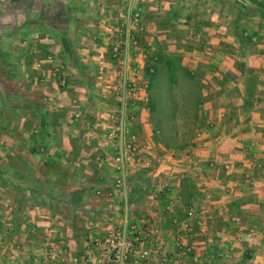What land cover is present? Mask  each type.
<instances>
[{
	"label": "rangeland",
	"instance_id": "rangeland-1",
	"mask_svg": "<svg viewBox=\"0 0 264 264\" xmlns=\"http://www.w3.org/2000/svg\"><path fill=\"white\" fill-rule=\"evenodd\" d=\"M180 1L186 7L174 3L173 0H35L32 5L27 3L29 9L23 12L16 11L9 0H0V18L7 14L15 17V26L13 23V28L8 32L15 40L25 44L27 62L24 66L29 76L26 80L30 81L26 85V93L29 102L34 105L32 108L37 107V110L42 108L43 114H46L45 119L48 121L56 120L55 113L59 112L65 120H68V127L78 130H72L78 138H97L95 140L105 146L110 154L108 168L113 176L108 180L111 184L104 194L97 191L95 195L118 202L121 213L115 220L109 222V230L104 231L101 237L89 238L85 232L86 234L80 239L85 246L92 239H98L101 244H104L108 233L121 226L123 203L120 193L114 191L118 181L114 122L122 104V98L118 92L123 70L111 54L114 47L123 50L119 42L124 37L123 21L127 10L130 8L133 14L141 13L145 35L143 38H137L135 44L128 43V68L126 69L127 80L130 83L136 82L139 90L136 95L126 96L123 100L128 105L125 114L133 118L128 126L131 134L136 137L138 151L134 155L128 154L125 167L128 173L127 178L130 172L142 169L147 174V180H137V183L127 181L128 220L136 222L142 217L150 218L157 221L164 232L163 227L168 223L164 224L155 219L156 205L154 203H156L155 200L160 201L162 197L167 198L172 187H179L181 191L179 190L176 197L169 200L170 205L179 201L185 203V198L190 194L197 195L193 204L184 209L182 219L177 218L180 213L177 214L176 210L171 212H175L176 215L172 217L173 219L182 221L188 210L192 209V216L188 221L190 225L188 229L178 228L180 229L179 237L183 235V232L190 234L198 231L201 233L198 238L201 239L206 231L212 232L215 236H220L227 246L228 251L223 257L231 262H237L238 259L241 260L242 252L247 248L245 245L249 243V241H242V236H249L255 228L258 230L259 226L263 228L264 208L256 212L258 219L253 220L241 216L244 212L245 215L248 214V207L240 208L243 212L240 210L241 215L235 219L230 215L232 213L225 214L220 211L222 214L220 218L224 219L223 223L217 222L214 218L218 215L217 209L215 212L206 213V211L211 201L223 203L229 199V196L235 194L234 185L237 183L243 185L253 181L256 184L260 182L262 184L264 18L247 19L248 23L243 29L244 56L235 41L231 40L233 39L231 35L229 40L232 43L224 45L222 43L221 47L216 45L209 50L208 38L201 37L200 34L198 36L193 31L192 20L195 21L197 17L202 16L201 12L189 9L190 7L187 6L189 3L185 2L186 0ZM223 1L225 2L223 10L215 8V19L212 21L216 27L215 30L220 29L222 32L227 28L230 18L243 6L254 7L249 0ZM191 3L193 4L194 0ZM188 23L190 29L186 26ZM136 28L137 26L131 23L129 30L136 34ZM63 31L68 35L72 53L78 60L92 64L95 85L88 86L85 79L77 73V69L71 65L73 54L67 47ZM8 32L0 24V38L6 37ZM218 35V37L223 36L221 32ZM227 36L229 35L226 33ZM217 52H221L222 57H218ZM168 61L175 63L178 68L174 75L167 67ZM204 75L209 77L204 79ZM23 78L25 79V76ZM247 83L255 85L252 96L248 94ZM225 92L226 96H224ZM231 95L243 99L244 110L242 109L240 114H248L244 115L245 119L240 126L241 115L220 110L226 101L225 98ZM16 98L22 100V96ZM232 102H236L235 98ZM43 108L46 110L43 111ZM215 110L218 111L216 115L220 121L209 117ZM220 113L223 114L222 117H219ZM30 119H32L31 115ZM250 119L252 124L248 125ZM232 120L235 121L234 128H231L233 125H228ZM223 123L225 128L222 126ZM237 130L244 131L249 138L237 141V138L242 136L241 133L236 134ZM211 134L214 135L210 137ZM235 138L233 148L229 150L231 158L226 163L230 169L226 171L225 164H220L218 158L204 160L207 175L202 173L205 175L202 177V182L205 183H201L198 174L200 169L198 163L203 164L198 161L202 156L200 153L220 155L221 150L218 149L220 147L225 149L224 147H228L229 140ZM207 140L212 142L205 145ZM2 161H5L2 165L11 167L8 160L0 158V162ZM246 174L249 175L248 178H245ZM3 175L5 180H11L9 173L3 172ZM133 187L136 189L134 193H132ZM4 194V191L0 194V264H38L46 251L41 250V245L45 242L33 236H27V226L24 225L21 226L22 229L26 228V232L23 233L20 227L16 233H9L7 219L9 208L6 197H2ZM29 210L26 209V215L33 216V213L31 215L29 213L33 211ZM200 210L202 214L205 213L208 216L211 214L213 220L211 224L207 222L204 228L207 230L196 228L193 231L192 224ZM236 213L238 214V211ZM163 214L165 217L168 215V213ZM232 218L234 221L240 219L239 221L243 222L236 223L232 221ZM52 223V226H56L54 229L60 237L52 233L54 238L50 239L52 238L50 235L48 237L50 240L46 242L58 249L63 247L66 259L58 264H68L67 249L71 250L69 252L72 257H76L75 251L77 248L81 249V241L74 240L76 246L73 245L68 234H65L67 233L65 228L61 229L63 233L57 231L58 226L59 228L61 226L58 219V226L56 222ZM66 225L71 227L73 222ZM171 226L172 234L176 239L172 221ZM262 228L258 235L264 236V228ZM164 235L165 245L167 240L165 232ZM227 236L232 238L229 245ZM163 248L164 246L161 253ZM177 250L183 254L179 249ZM207 251L214 255L212 246L207 248ZM192 253L193 248L190 247V252L183 255L189 257ZM205 256L202 258L200 256L198 259H205ZM80 257L79 261L82 263L79 264H84L83 253ZM99 257L102 259L101 256H96L93 264ZM160 257L167 259L164 264H177L167 253L160 255L153 252L152 264H159ZM212 258L213 263L208 264H221L219 260L222 258L215 256ZM200 264L207 263L202 260Z\"/></svg>",
	"mask_w": 264,
	"mask_h": 264
},
{
	"label": "crops",
	"instance_id": "crops-1",
	"mask_svg": "<svg viewBox=\"0 0 264 264\" xmlns=\"http://www.w3.org/2000/svg\"><path fill=\"white\" fill-rule=\"evenodd\" d=\"M173 1L186 7L179 0ZM185 2L189 3L187 4L190 7L189 9H194L195 12H201L202 16L197 17L195 21L192 20L194 25L193 31L198 36L200 34L201 37L208 38L207 46L209 50L213 49L216 45L221 47L222 43L224 45L225 43L231 42L229 40L231 36L227 32V28L223 32L220 29L215 30L216 27L212 23L213 19H215V8L210 6L209 3L197 5L192 4V0H186ZM0 21L1 27H5L7 32L13 28V23V26H15V17L9 16V14L0 18ZM189 25V23L186 24L188 28ZM211 27L212 29H210ZM219 32L223 36L218 37ZM226 33L229 35L227 36L228 38L226 37ZM231 40L233 41L232 38ZM24 45V42L20 43L10 36V32H8L6 37L0 38V158L8 160L11 165V167L4 166L2 164L5 161L0 162V169L5 183L4 187L0 184V194L3 191L5 193L2 197H6L7 200L6 203L9 208L7 219L9 224L11 222L12 208L17 204L25 209L21 225L27 226V236H33L43 242L53 239L52 233H55L56 237H60V235L56 234V229H54L56 226H52V222H56L57 224L58 219L61 226L59 228L57 224V231L63 233L61 229L65 228V231L67 230L65 234H68V237L72 240V244L76 246L74 240L81 241L80 239L86 233L89 238H98L104 235V231L109 230V222L115 220L121 213L118 202H114L112 199H106L104 196L96 197L95 195L97 191H101V194H104L111 184L108 180L113 176L108 168L110 154L106 151L107 148L105 146L95 140L97 138H78V135L72 131L75 129L68 127V120H65L64 116L62 114L60 115L59 112L55 113L56 120L48 121L45 119L46 114H43L41 106V110H37V107L32 108L34 105L32 102H29V97L26 93V85L30 81L26 80L27 78L29 79V76L24 66V63L27 62V50ZM220 53L217 52L218 57H222ZM23 76H25V79ZM205 77L207 78L209 75H204V79ZM208 93H211V91H208ZM17 96H22V100L16 98ZM224 96H226V92ZM236 97L238 96L231 95V97L225 98L226 101L220 110L226 112L231 111L232 113L235 112L236 115H241L242 120L239 123L240 126L245 119L244 115L246 116L248 114H240V111L242 112L244 110L242 107L243 99ZM234 98L236 102H232ZM222 102H224L223 99ZM57 106L59 107V102ZM45 110L46 108H43V111ZM217 112V110L212 111L209 117L220 121L216 115ZM30 115L32 119H30ZM220 116L222 117L223 114L220 113ZM234 123L235 121L232 120L228 125H233L231 128H234ZM247 124H252L251 119L248 120ZM222 126L225 128L224 123ZM236 134L242 135L240 138H237V141L246 139V137L249 138V135L244 134L242 130H237ZM213 135L211 134L210 137ZM233 141H236V138L229 140L228 147H224L225 149L222 147L218 149L221 150L220 155L209 154L208 152L205 154L200 153L202 156H200L201 158L198 161H209L213 157L218 158L220 164H226L229 162L228 159L231 158L229 150L231 151L233 148ZM211 142L207 140L205 145H209ZM191 163L193 164V161ZM204 163H198L200 165L198 174L201 183H205L202 182V177L207 175ZM193 166L195 167L196 165L193 164ZM3 172L9 173L11 180H5ZM202 173L205 175H202ZM262 178V184L261 182L256 184L253 181L252 183L243 185L240 183L235 184L234 197L232 198L233 195L231 197L229 196V199L223 203L211 201L207 205L206 213L215 212L217 209L218 215L214 218L217 219V222L223 223L224 219L220 218L222 215L220 211L225 214L232 213L230 215L235 219L238 215H241L240 210L243 212V209L240 208L248 207V214L245 215L244 212L241 216L248 217V220L258 219L257 215H255L256 212L262 207L264 208V173ZM179 190L181 191L179 187H172L170 192H168V189L167 198L162 197L160 201L155 200L156 203H154L156 205L155 219L164 224L168 223L167 226L163 227L167 235V240L162 253H167L170 259L174 260L177 264H200L202 260H205L207 264L213 263V256L219 259L222 258L219 260L221 264H240V259L237 262H231L223 257L228 251L227 246H225L220 236H215L214 233L209 231H206V234L204 233L201 239L198 238V235H201L198 231L190 234L183 232L179 241L181 244L185 245L186 243V245L192 247L193 253L189 257H184L177 250L178 243L174 239L172 234L173 228L171 226L172 217L176 215L175 212H171L176 210L177 214L180 213V216L178 215L179 217L177 218L182 219L184 209L191 206L193 200L197 197L195 194H190L185 198V203L179 201L178 203L170 205L169 200L176 197ZM198 191L197 193L200 195ZM258 192L259 196L256 197ZM206 197L208 198V196ZM26 209L33 211L29 213L30 215L31 213L34 215L27 216ZM236 211H238V214ZM163 213H168L166 215L168 218ZM234 219L232 218V221ZM211 220H213L211 214L209 216L205 213L202 214L200 210V213L193 221V231L196 228H199V230H207L204 228L208 221L211 224ZM239 220L237 219L234 222H243ZM71 221L73 225L67 227L66 224H70ZM261 228V226L258 227V230L255 228V231H252L249 236H242V241H249L245 247L248 248L250 242L252 243L253 240L259 238L260 235L258 234L261 233L259 231ZM22 230L23 233L26 232V228ZM50 235L52 238L49 239L48 237ZM262 238L263 240L255 246L253 258L245 264H264V236ZM226 239H228L227 241L229 242L227 244L229 245L232 238L227 236ZM83 245L84 243L81 241V249L77 248L75 251L77 254L76 257H72L70 255L71 252H69L71 250L69 248L67 249L68 264L82 263L79 260L81 259L80 255L83 253ZM211 246L214 249L213 256L207 251V248ZM204 255H206L205 259H198V257L201 256L202 258Z\"/></svg>",
	"mask_w": 264,
	"mask_h": 264
},
{
	"label": "built area",
	"instance_id": "built-area-1",
	"mask_svg": "<svg viewBox=\"0 0 264 264\" xmlns=\"http://www.w3.org/2000/svg\"><path fill=\"white\" fill-rule=\"evenodd\" d=\"M141 13H131L130 8L125 13L123 24L125 25V32L123 39L119 42L123 46V50L114 47L111 57L116 61L123 70V75L120 77V90L118 94L122 98L120 110H118L114 126L116 127L115 138L117 140L115 146L116 155V171L118 174V181L115 185L114 191L120 193L122 198V218L121 226L108 233L104 239V244H101L98 239H92L84 246L82 261L84 264H90L96 256L99 257L95 264H152V252L161 253L164 246V232L161 230L159 223L150 218H140L136 222L128 220V206H127V170L125 167L128 154L134 155L138 151L136 137L130 132L128 123L133 119L125 114L127 104L123 101L126 96L136 95L139 87L136 82L131 83L126 78V69L128 68V43H136L137 38H143L145 35L144 27L142 25ZM133 23L136 28V34L130 32V24ZM226 171L230 169L229 165L224 166ZM249 177L248 174L245 176ZM192 216V209H189L185 218L182 221L172 219L174 226L175 238L178 249L186 254L190 252L188 245H182L179 242L180 229H188ZM46 251L38 264H58V262L65 261V249L63 247H52L48 242L41 245V250ZM59 253V254H58ZM167 261L165 257L158 259L159 264H164Z\"/></svg>",
	"mask_w": 264,
	"mask_h": 264
},
{
	"label": "trees",
	"instance_id": "trees-1",
	"mask_svg": "<svg viewBox=\"0 0 264 264\" xmlns=\"http://www.w3.org/2000/svg\"><path fill=\"white\" fill-rule=\"evenodd\" d=\"M9 1L11 2L12 5H14L15 10H22L23 12H25L29 9L27 3H30V5H32V2L35 0H9ZM234 1H238V0H234ZM249 1L254 4V7L247 8L243 6L240 10H238L236 15L230 18L229 24L227 25V30L229 34L233 37V40L235 41L239 50L242 52V56H244L243 54H245L243 49L245 47L244 38H243V29L246 27V24L248 23L247 19H249L250 17L264 18V0H249ZM202 3H209L213 8H220V9H222L225 6V2L223 0H194V4L198 5ZM62 33L64 36H66L65 40L69 51L71 52V54H73L71 55L72 57L71 65L77 69L76 70L77 73H79L80 77L85 79V81L88 83V86L95 85V81H94L95 76L94 77L92 76V73L94 71L92 64L89 62H81L80 60H78L75 54L72 53V46L70 45V39H68V35L66 34L65 31H63ZM167 67L170 70V72L173 73V75L178 70L176 64L173 63L172 61L167 62ZM180 69L183 70L184 68H180ZM184 71L186 70L184 69ZM247 88H249L248 89L249 96H252L255 85L254 84L249 85L247 83ZM146 175L147 174L145 173L144 170L142 169L139 171L137 170L135 172L129 173L128 180L130 183H137L136 182L137 180H147ZM0 184L3 187L5 185L4 178L2 177L1 174V169H0ZM135 190L136 189L133 187L132 188L133 192L132 191L131 192L134 193ZM24 211L25 209L17 204L13 206L12 214H11V222L8 228L10 234L16 233L20 229L22 222L21 220ZM261 239L262 236L260 235L259 238L253 240V242L248 246V248L244 250V252L242 253L240 264H245L253 258L255 246L258 242L261 241Z\"/></svg>",
	"mask_w": 264,
	"mask_h": 264
}]
</instances>
